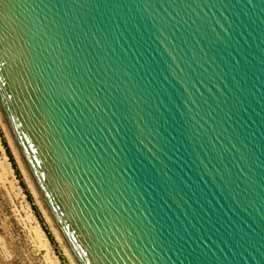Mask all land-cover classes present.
Segmentation results:
<instances>
[{
    "label": "water",
    "instance_id": "95a60500",
    "mask_svg": "<svg viewBox=\"0 0 264 264\" xmlns=\"http://www.w3.org/2000/svg\"><path fill=\"white\" fill-rule=\"evenodd\" d=\"M0 124L70 264H264V0H0Z\"/></svg>",
    "mask_w": 264,
    "mask_h": 264
},
{
    "label": "rangeland",
    "instance_id": "374dc122",
    "mask_svg": "<svg viewBox=\"0 0 264 264\" xmlns=\"http://www.w3.org/2000/svg\"><path fill=\"white\" fill-rule=\"evenodd\" d=\"M0 264H70L0 124Z\"/></svg>",
    "mask_w": 264,
    "mask_h": 264
}]
</instances>
